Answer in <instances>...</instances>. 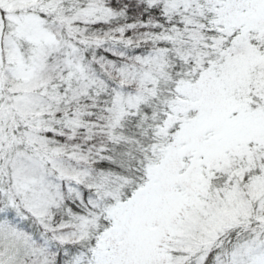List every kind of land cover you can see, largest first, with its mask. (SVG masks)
<instances>
[{
    "label": "snow or ice",
    "instance_id": "6c2138e0",
    "mask_svg": "<svg viewBox=\"0 0 264 264\" xmlns=\"http://www.w3.org/2000/svg\"><path fill=\"white\" fill-rule=\"evenodd\" d=\"M0 264H264V0H0Z\"/></svg>",
    "mask_w": 264,
    "mask_h": 264
}]
</instances>
